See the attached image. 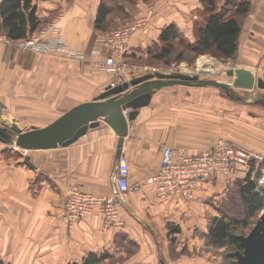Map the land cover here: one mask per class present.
I'll return each instance as SVG.
<instances>
[{
	"label": "crops",
	"instance_id": "crops-1",
	"mask_svg": "<svg viewBox=\"0 0 264 264\" xmlns=\"http://www.w3.org/2000/svg\"><path fill=\"white\" fill-rule=\"evenodd\" d=\"M101 1L34 0L42 25L60 10L66 12L62 29L67 44L87 59L11 52L0 42L1 123L16 124L23 133L44 129L72 109L98 99L112 84L120 85L119 78L95 66L109 55L95 31ZM249 1L252 9L240 40L239 55L245 48L240 69L255 73L264 62V0ZM201 14L199 0H137L133 16L150 20L132 36L126 61L162 70L161 65L149 64V50L160 48L162 30L175 25L182 37L194 43L195 28L205 19L202 23ZM145 75H124L123 84ZM255 102L236 93L230 98L212 87L156 91L150 104L129 122L122 149L129 183L141 191L120 203L122 226L110 230H104L99 210L72 233L63 217L70 188L107 196L115 185L119 139L107 124L100 120L74 144L54 150L27 152L12 140H0V264L81 263L89 254L109 255L102 264H221L201 235L219 217L218 208L228 192L226 180L198 184L191 202L161 201L146 181L160 170L165 147L194 154L226 140L264 156V104ZM130 112L125 111V116ZM246 177L240 171L236 180ZM172 228L178 232L170 233Z\"/></svg>",
	"mask_w": 264,
	"mask_h": 264
},
{
	"label": "built area",
	"instance_id": "built-area-1",
	"mask_svg": "<svg viewBox=\"0 0 264 264\" xmlns=\"http://www.w3.org/2000/svg\"><path fill=\"white\" fill-rule=\"evenodd\" d=\"M66 12L60 10L49 22L41 26L31 36L13 41L5 35L0 37L11 52L32 53L43 56L63 57L85 62V54L74 52L67 44L62 22ZM150 17H141L125 24L119 29L111 30L100 37L99 42L108 52V57L95 66L106 74L119 78L123 85L124 75L143 72L150 74H187L174 69H151L128 63L125 54L132 36L143 30L149 23ZM145 75V76H146ZM119 85V86H120ZM118 85L112 84L115 88ZM243 171L257 184L258 189H264V156L260 153L239 148L234 143L220 140L209 149L189 154L184 149L165 147L162 150L160 170L146 181L153 186L161 201L180 199L191 202L195 199L197 185L200 183L218 182L224 178L230 185L239 172ZM141 187L129 183V166L124 157L120 158L117 166L115 185L107 196H94L74 187L67 191L63 217L68 231L75 228L99 210L104 218V230L122 226L118 207L129 194L139 193Z\"/></svg>",
	"mask_w": 264,
	"mask_h": 264
},
{
	"label": "trees",
	"instance_id": "trees-1",
	"mask_svg": "<svg viewBox=\"0 0 264 264\" xmlns=\"http://www.w3.org/2000/svg\"><path fill=\"white\" fill-rule=\"evenodd\" d=\"M221 1L223 0H199L205 19L201 27L195 28L194 43L182 37L175 25L165 27L159 37L160 48L153 47L149 50V64L194 63L205 55L224 62L235 60L252 5L249 0H224L223 4ZM33 2L34 0H4L1 3V24L8 39H25L41 28L42 22ZM132 2L136 3L137 0H102L97 12L95 31L101 36L109 32L107 27L114 10ZM239 206L241 211L238 213L236 208ZM224 207H229V211L226 212ZM263 210L264 189H258L249 176L234 180L228 186L227 196L218 208L219 217L214 218L207 233L201 235L206 247L218 254L226 251L224 264H237L235 255L244 252L240 231L248 227L250 221L256 220ZM177 232L172 228L170 233ZM108 258L107 254H89L81 263L70 264H102Z\"/></svg>",
	"mask_w": 264,
	"mask_h": 264
},
{
	"label": "water",
	"instance_id": "water-1",
	"mask_svg": "<svg viewBox=\"0 0 264 264\" xmlns=\"http://www.w3.org/2000/svg\"><path fill=\"white\" fill-rule=\"evenodd\" d=\"M228 75L234 79L232 86L221 82L200 81L197 76L190 77L183 74L146 75L115 88L108 87L106 92L93 102L72 109L44 129H32L27 133H23L16 124L8 126L1 123L2 105L0 104V140H12L17 148L27 152L65 148L80 140L89 128L96 127L101 120L118 136L116 153L118 166L122 157L123 143L128 135L129 122L135 120L138 110L150 104L156 91L172 86L212 87L223 90L230 98H233V89L252 91L257 88L264 91V79L257 78L256 74L249 70H229ZM255 103L264 104V100ZM127 110L131 112L125 116L124 112ZM25 163L31 166L29 157L25 158ZM262 214L250 235L240 238L244 252L236 254L237 264H264V211Z\"/></svg>",
	"mask_w": 264,
	"mask_h": 264
},
{
	"label": "rangeland",
	"instance_id": "rangeland-1",
	"mask_svg": "<svg viewBox=\"0 0 264 264\" xmlns=\"http://www.w3.org/2000/svg\"><path fill=\"white\" fill-rule=\"evenodd\" d=\"M118 7V6H117ZM125 8V10H124ZM136 10V3L132 2V4H126L125 6L121 5L119 8L114 10V14L111 17L109 24H108V31L111 30H116L121 28L127 23L132 22L133 20L136 19L134 17V11ZM205 18V15L201 14V20L203 23V19ZM203 24L200 25V27ZM245 38L249 37V33L245 35ZM244 46V45H243ZM241 53H245V48H241ZM238 54L235 60L233 61H221L218 60L212 56L205 55L199 57L194 63H176L172 62L171 64H166V65H161L164 70H169V69H174V71H184L187 74H184L186 76L194 77L197 76L199 77L200 81H214V82H221L225 84H229L232 86L234 79L228 75L229 70H239L240 67H242L243 62L241 60V56ZM209 60L211 63L217 64L219 67L215 69L212 65H205V64H200L202 60ZM204 65V66H203ZM246 65V64H245ZM248 65H252L253 67L256 65V63L251 64L248 62ZM259 70H257L256 75L259 78L263 79V72H264V62H261L259 64ZM233 93H236L239 97L244 98L246 101L247 99L252 100V101H263L264 100V91L261 90H255V93H249V91H243V90H235L233 89ZM264 108V107H263ZM237 205V204H236ZM239 205V204H238ZM233 206H235V203H233ZM225 211H229V207H224ZM238 213L241 211L240 206L236 208ZM264 211V210H263ZM263 214L261 213L256 220L250 221L249 226L243 228L240 231L241 237L240 238H246L250 235V233L254 230L256 227L259 219L261 218ZM225 254L226 251H222L221 253H216V256L219 257L217 259L218 261L220 260L221 264H224L225 262ZM236 257V255H235ZM236 263H237V257H236ZM212 264V263H211Z\"/></svg>",
	"mask_w": 264,
	"mask_h": 264
},
{
	"label": "bare ground",
	"instance_id": "bare-ground-1",
	"mask_svg": "<svg viewBox=\"0 0 264 264\" xmlns=\"http://www.w3.org/2000/svg\"><path fill=\"white\" fill-rule=\"evenodd\" d=\"M200 64H201V65H202V64H205V65H212V66L214 65V63H211L209 60H206V59H205V60H202ZM203 66H204V65H203ZM213 67H214L215 69H217L219 66H218L217 64H215Z\"/></svg>",
	"mask_w": 264,
	"mask_h": 264
}]
</instances>
